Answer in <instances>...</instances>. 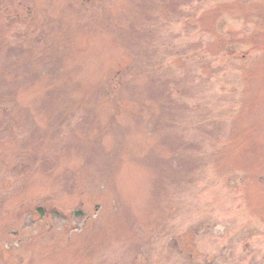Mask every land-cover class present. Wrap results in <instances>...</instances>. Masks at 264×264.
Returning <instances> with one entry per match:
<instances>
[{
	"label": "rangeland",
	"instance_id": "obj_1",
	"mask_svg": "<svg viewBox=\"0 0 264 264\" xmlns=\"http://www.w3.org/2000/svg\"><path fill=\"white\" fill-rule=\"evenodd\" d=\"M0 264H264V0H0Z\"/></svg>",
	"mask_w": 264,
	"mask_h": 264
}]
</instances>
